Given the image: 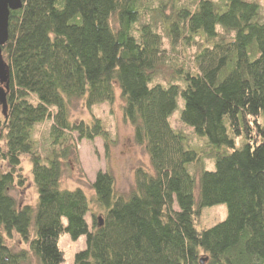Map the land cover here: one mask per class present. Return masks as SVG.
Listing matches in <instances>:
<instances>
[{
    "label": "trees",
    "instance_id": "obj_1",
    "mask_svg": "<svg viewBox=\"0 0 264 264\" xmlns=\"http://www.w3.org/2000/svg\"><path fill=\"white\" fill-rule=\"evenodd\" d=\"M174 1L21 0L10 11L1 47L8 77L5 110L0 103V264H63L64 235L72 242L84 237L73 264H264L260 3ZM158 19L171 49L195 48L193 66L179 67L167 86L154 83L166 60ZM116 89L149 170L136 169L126 197L107 170L96 173L90 196L63 188L77 142L108 141L98 118L71 120L70 103H112ZM178 98L180 122L227 150L210 155L213 170L194 176L187 169L199 156L169 122ZM44 123L42 152L33 135ZM24 157L33 206L12 195L25 183ZM215 205H225L226 218L200 228L201 210ZM14 238L22 245L17 250L8 244Z\"/></svg>",
    "mask_w": 264,
    "mask_h": 264
},
{
    "label": "rangeland",
    "instance_id": "obj_2",
    "mask_svg": "<svg viewBox=\"0 0 264 264\" xmlns=\"http://www.w3.org/2000/svg\"><path fill=\"white\" fill-rule=\"evenodd\" d=\"M157 5V0H148ZM189 0H175V4L182 5L188 3ZM191 1V0H190ZM214 1V0H213ZM216 1V0H215ZM260 9L258 21L264 22V0H258ZM152 4V5H153ZM153 5V8L156 7ZM166 15H169V8L164 9ZM149 20V19H148ZM156 21V20H155ZM158 31L163 36V48L165 49L166 60L159 67V73L154 83L167 86L176 82L177 69L180 67H192L194 47L179 44L171 49L167 39L164 37V27L157 20ZM220 28V27H219ZM200 43V40H198ZM177 107L169 118V122L173 129L182 131L188 138L189 143L198 153V161L187 166L188 171L194 176L198 175L202 170H213L214 163L210 157L214 151L225 152V149L217 150L210 145L205 137H198L193 131L184 126L180 122V113L182 110V99L178 98ZM123 101L120 97L119 90L116 89L115 98L112 103H100L90 109L86 108L82 101L72 100L69 105L70 119L74 121H84L90 123L92 119L98 118L102 126L108 132V141L104 144L99 138L89 142L82 140L77 142V160L71 158L67 167L64 169L61 184L63 188L74 189L82 188L85 193L90 196L91 190L89 184L94 180L98 171H109L115 181L116 193L121 196H128L134 185V174L138 167L149 170L148 157L141 147L136 146L133 142V133L130 125L122 116ZM48 123H44L36 127L33 138L36 140L40 150L43 152L47 145ZM189 144V145H190ZM190 145V146H191ZM191 146V147H192ZM25 180L23 187H17L12 192L13 197L19 204L33 206L36 202V191L31 179L30 164L27 158H23L21 162V172ZM226 218L225 205H215L205 207L201 210L200 228H209ZM89 222V218L87 219ZM8 244L14 249H19L21 243L14 238ZM59 247L64 252L65 261L63 264H73L74 255L84 248V237L76 242H72L68 236H62L59 239Z\"/></svg>",
    "mask_w": 264,
    "mask_h": 264
},
{
    "label": "water",
    "instance_id": "obj_3",
    "mask_svg": "<svg viewBox=\"0 0 264 264\" xmlns=\"http://www.w3.org/2000/svg\"><path fill=\"white\" fill-rule=\"evenodd\" d=\"M21 8V0H0V103L5 110L6 95L3 85L7 84V70L1 56V47L8 38V19L10 11H16ZM204 261H201L203 264Z\"/></svg>",
    "mask_w": 264,
    "mask_h": 264
}]
</instances>
